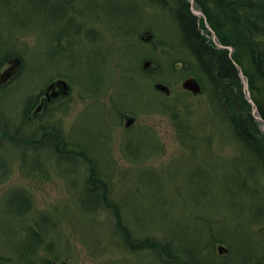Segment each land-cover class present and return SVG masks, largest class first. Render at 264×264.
Segmentation results:
<instances>
[{"label":"rangeland","instance_id":"374dc122","mask_svg":"<svg viewBox=\"0 0 264 264\" xmlns=\"http://www.w3.org/2000/svg\"><path fill=\"white\" fill-rule=\"evenodd\" d=\"M178 1L70 0L61 17L39 0L0 2V59L21 58L0 87V264H172L164 244L193 264H264V169L199 80ZM189 77L199 94L183 88ZM44 92L51 105L37 108ZM92 164L130 235L110 208L84 203Z\"/></svg>","mask_w":264,"mask_h":264},{"label":"trees","instance_id":"16d2710c","mask_svg":"<svg viewBox=\"0 0 264 264\" xmlns=\"http://www.w3.org/2000/svg\"><path fill=\"white\" fill-rule=\"evenodd\" d=\"M2 1L0 0V2ZM39 1L44 5L48 4L49 7L54 9L56 14L62 12L60 13V17L67 12L68 2L71 3L70 0ZM195 2L202 10L205 21L190 12V7L186 0H179L173 9V17H176L181 41L196 59L199 80L206 77L210 80V94H212L213 100L216 103L215 106L219 108H217L218 111L220 110L222 121H227V124L232 129V133L239 139L241 143L240 150L244 153L242 156L246 158L249 154H252L255 158L258 157L264 169V132L260 130V126L264 124V0H195ZM208 3H211L213 8H209L210 5ZM1 10L0 17L3 15ZM60 17L57 18L60 19ZM205 22L212 28L222 45L235 48V51L231 55H229L228 49L216 46L212 37H210V32L207 26H205ZM226 29L229 32L225 31ZM225 32H228L230 35H226ZM149 33L151 34V31ZM63 35L61 34V36ZM61 36H58L57 40H60ZM10 52H6L2 56L0 65L7 60L8 56L14 55ZM16 55L19 56L20 54L16 53ZM237 67L241 69L242 74L247 79L249 96L256 106L260 120L254 116L251 104L244 96ZM51 102V99L48 100L45 97L41 105L42 107L43 105L49 106ZM35 104L36 100L32 102L31 97H29L24 106V116L29 114ZM187 131L182 128L183 139L187 137ZM16 132L20 133L17 130ZM46 135L47 133L44 132L42 138H46ZM48 137L50 138L51 136ZM56 141L58 143L55 145L61 150L65 146L67 151H69L66 141H63L61 136L57 135ZM60 143L62 146H59ZM75 152L79 155L82 154L83 157L85 156L84 159L86 161L90 160L89 156L84 155L82 151L75 150ZM89 172L86 179L89 186L85 192L86 196L83 198L84 203L90 206L95 204L96 207L101 205L110 208L114 214V220L117 224L116 228L121 230V235H130L127 232V225L123 223V220L122 223L120 222L122 218L115 211L117 209L116 203L110 200L109 192H106L107 188L106 181L103 179L104 177L101 178L102 175L99 174L93 164L90 166ZM240 174L236 173L235 175L237 180L241 178V180L237 181L238 184L236 186L243 187L246 177ZM131 239V243H134L133 237ZM143 241L145 243L142 242L140 244V241H138L134 243V246H143L142 244L152 246L155 244L156 246L154 245L153 247L158 248L154 238ZM161 248L156 249V251L160 255L164 253L169 255L172 258V264L194 263L191 252H186V257L183 259L177 254L169 253L170 248L168 244L162 245ZM195 263L201 264L199 261Z\"/></svg>","mask_w":264,"mask_h":264},{"label":"water","instance_id":"95a60500","mask_svg":"<svg viewBox=\"0 0 264 264\" xmlns=\"http://www.w3.org/2000/svg\"><path fill=\"white\" fill-rule=\"evenodd\" d=\"M190 1H192V0H190ZM192 13L195 16H199L200 11H197V12H193L192 11ZM206 26L211 31L213 40H214L215 44L217 45V47H219V48L222 47V48L228 49L229 50V55H231L232 47H227V46L222 45L218 41V38L215 36V34H214L213 30L211 29V27L208 26L207 24H206ZM149 38H150V35H147L146 39H149ZM7 61H8V66H6V68L2 72H0V84L5 83L7 80H9L10 77L15 75L18 72L19 68H20L19 66L21 64V58L19 56L11 57ZM148 64H149V61H146L145 64H144V68L147 67ZM237 68L239 69V77L242 80L243 89L245 90V95L247 97V100L251 104V110L253 111L254 116L258 120H260V116L257 113L256 106L254 105L253 101L250 99V96H249V91L247 89V79L242 74L241 69L239 67H237ZM182 86H183L184 89H186L188 91L190 90L194 94H199L201 92V86H200L199 82L194 77H189V78L185 79L184 82L182 83ZM47 87H48L47 89L49 90L50 88H52V85L49 84V86H47ZM154 89L156 91L158 90V91H161V92L166 93V94H168V92H169V86H167L166 84H164L162 82L155 83L154 84ZM45 94H47V92ZM52 94L55 95L56 92H53ZM263 129H264V125H263ZM218 250L220 252H224L225 248L223 246H219Z\"/></svg>","mask_w":264,"mask_h":264},{"label":"flooded vegetation","instance_id":"af4514ba","mask_svg":"<svg viewBox=\"0 0 264 264\" xmlns=\"http://www.w3.org/2000/svg\"><path fill=\"white\" fill-rule=\"evenodd\" d=\"M45 93H46V92H44V94H43V95H44V98L46 97V98L49 100V99H50V98H49V96H46V94H45ZM42 102H43V100H42ZM42 102H39V104H38L37 108H38L39 106H41Z\"/></svg>","mask_w":264,"mask_h":264}]
</instances>
